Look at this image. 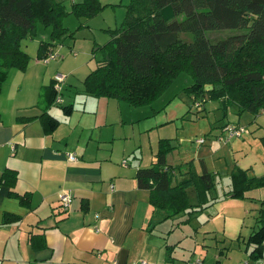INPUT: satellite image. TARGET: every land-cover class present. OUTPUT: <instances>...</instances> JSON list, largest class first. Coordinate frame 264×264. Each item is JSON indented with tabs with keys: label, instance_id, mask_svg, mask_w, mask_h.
<instances>
[{
	"label": "crops",
	"instance_id": "0c3cea01",
	"mask_svg": "<svg viewBox=\"0 0 264 264\" xmlns=\"http://www.w3.org/2000/svg\"><path fill=\"white\" fill-rule=\"evenodd\" d=\"M115 11L96 25L92 23L94 18L87 19L83 25L87 28L80 38L75 36L79 25L75 30L66 25L73 32V38H65L55 49L59 60L43 62L36 57V52L28 53L30 61L26 69L11 68L2 84L0 178L9 169L16 173V181L13 187L0 182V264H137L141 259L151 264H165L172 258L169 236L157 227L164 220L178 216H184L182 222H185L186 214L165 219V211L154 208L149 190L140 188L135 178L139 167H148L156 161L159 139H171L173 143L171 134L158 133L153 140L149 136L151 153L146 161L144 147L138 154L129 140L126 125L127 120L140 115L128 106L116 104L117 99L86 95L82 89H77L81 93L75 97L66 98L62 94L64 100L60 104L47 103L43 97V88L57 74H65L62 90L66 86L74 89L66 83L68 77L92 63L89 60L95 59L97 47L109 39L105 29L121 23L125 11L121 8ZM81 21L84 20L78 24ZM47 38L48 32L42 39ZM47 115L56 119L54 126L47 123ZM236 116L237 121L227 122L225 126L240 125V120H244L241 124L246 127L253 120L244 112ZM161 125L160 122L153 126L151 122L144 130L153 135L157 126L159 130L170 124ZM225 126H222L224 131ZM246 128L241 137L227 138L225 131V136L218 138L223 141L221 151L227 158L229 183L222 197L210 198L208 192L205 204H211L201 211L229 198L224 194L230 190V173L239 166L226 142L245 139L251 132ZM70 152L76 155V160L68 159ZM130 154L132 158L127 157ZM167 154L166 164L173 166L167 161ZM201 162L209 171L204 159ZM193 169L200 173L194 165ZM243 169L248 173L251 170ZM188 175L186 170L180 171L172 183ZM215 184L214 179V188ZM190 188L193 189H186L188 200L195 204L197 198L193 191L190 196ZM10 191L16 195H10ZM60 192L72 196L67 210L60 205ZM19 195L25 196V204L19 202ZM6 213L18 218L4 223ZM211 216L207 214L205 224ZM190 261L186 259L183 264Z\"/></svg>",
	"mask_w": 264,
	"mask_h": 264
},
{
	"label": "trees",
	"instance_id": "16d2710c",
	"mask_svg": "<svg viewBox=\"0 0 264 264\" xmlns=\"http://www.w3.org/2000/svg\"><path fill=\"white\" fill-rule=\"evenodd\" d=\"M103 7L100 0H72L69 8L62 0H0V90L11 68L23 71L28 66L30 56L22 48V40L33 36L39 24L48 32V38L37 44L36 57L43 59L56 52L65 38H73V32L63 24L67 14L85 18L79 28ZM218 29L239 32L210 41L206 31ZM105 31L109 39L97 47L101 56L82 80L84 94L142 106L185 72L192 78L186 90L197 99L215 98L222 111L234 107L238 115L264 112V0H129L121 23ZM53 84L54 79L43 88V97L51 104ZM208 85L212 87L205 89ZM47 117L50 127L57 123ZM261 139L264 144V136ZM171 141L159 139L156 161L139 167L135 178L140 188L149 190L154 208L165 211V219L186 214L184 221L189 222L211 204L205 203L206 194L214 189V174L202 162L200 173L194 171L192 162L183 163L177 166L178 171L187 167L188 177L172 183L174 169L166 164V154L175 148ZM15 181L14 171H3L1 183L13 187ZM230 181L226 197L251 199L247 192L264 187V174L250 175L236 166ZM188 187L194 189L195 204L188 200ZM19 198L25 204V196ZM258 200L253 236L264 230V197ZM17 218L6 213L3 221Z\"/></svg>",
	"mask_w": 264,
	"mask_h": 264
},
{
	"label": "rangeland",
	"instance_id": "374dc122",
	"mask_svg": "<svg viewBox=\"0 0 264 264\" xmlns=\"http://www.w3.org/2000/svg\"><path fill=\"white\" fill-rule=\"evenodd\" d=\"M62 1L69 8L72 0ZM128 1L100 0L104 7L91 17L94 18L92 23L96 25L99 20L107 19V16H111L115 10L120 8L125 11ZM115 12L118 13V11ZM79 20H85V18L67 14L63 18V24L64 26L68 25L70 30H75ZM85 28L87 27L77 28L75 36L80 38V34ZM238 32L237 29H218L206 31L205 34L210 41H214ZM45 35H47V30H44L39 24L33 36H27L22 40V48L27 53H35L38 41ZM94 55L95 59L89 60H92L89 66L83 67L68 77L66 83H70L74 89L66 86L62 90V94L66 98L68 96L75 97L81 93L79 91L83 89L82 79L85 73L95 67L96 59L101 56V53L97 51ZM58 57L57 55L55 59L59 60ZM87 59L86 57L85 60ZM40 60L46 62V60ZM64 75H62L63 81ZM191 83V76L182 72L150 104L135 107L120 100L114 101L121 106H128L132 112L140 115L136 119L131 118L126 122L130 133L129 140L131 144H134L138 154L144 147L147 155L146 161H149L151 153L149 136L153 140L157 135H160L158 133H170L174 138L172 144L175 145V148L168 152L167 161L173 164L174 176L179 173L177 166L186 164L190 160L201 171L200 165L204 159L209 171L215 173L216 184L215 188L210 191L209 197H222L228 186L229 177L225 166L227 158L224 156L223 150L221 151L223 141L218 138L225 136L222 126L227 122L237 121V116L234 107L228 108L225 112L222 111L220 100L208 98V96L204 98V101L201 98L197 99L194 93L186 90V87ZM62 100H64L63 96ZM55 109L58 108L55 107ZM244 115L253 118L252 122L249 121L246 124V127L251 130L250 134L246 135L245 139L234 138L226 142V145L231 151V157L239 167L251 168L249 174L258 176L264 174V144L261 139L264 136V112L258 113L255 118L249 112H244ZM240 121L243 123L244 120ZM151 122L153 126L160 122L161 126L170 125L161 127L159 130H157L159 128L157 126L156 129H153V135L155 134L153 136L148 135L149 130H144L149 127ZM241 123L238 124L242 125ZM199 138H203L205 142L198 143ZM127 157L132 158V154ZM186 168L183 166L182 170H186ZM192 191L194 192L192 188L188 190L190 196ZM247 194L252 198H224L205 211L196 213L190 222H182L184 216L164 220L157 229L164 234L167 233L165 235L169 236V241L172 243V258L165 264H183L186 259H200L204 264H238L239 261L246 260L255 254L261 256L264 261V230L256 236L251 235L260 206L258 199L264 197V187L252 189ZM208 213L212 214V218L205 224L204 220ZM260 244L261 248H259ZM220 251L221 253H219Z\"/></svg>",
	"mask_w": 264,
	"mask_h": 264
},
{
	"label": "built area",
	"instance_id": "2783aa9c",
	"mask_svg": "<svg viewBox=\"0 0 264 264\" xmlns=\"http://www.w3.org/2000/svg\"><path fill=\"white\" fill-rule=\"evenodd\" d=\"M58 54L56 52H50L45 58H43L42 60H52L55 59V57ZM62 82H63V76L61 74H57L55 75L54 78V84H53V88L55 91V99L54 102L57 104L62 103ZM225 131L227 134V138H231V137H241L243 135V133H245L247 131V128L245 126L242 125H237L234 123H230L227 124L225 126ZM198 143H203L204 139L203 138H199L197 140ZM67 157L69 160H76V155L72 152L67 153ZM58 199L60 201V205L62 206V208L64 210L69 209V207L71 206V202H72V196L69 193L66 192H60L58 194ZM137 264H151L150 262H148L147 260L141 259L137 262ZM188 264H204L202 260L200 259H195L192 260L190 262H188ZM238 264H264L263 259L258 258V259H246L243 261H240Z\"/></svg>",
	"mask_w": 264,
	"mask_h": 264
},
{
	"label": "water",
	"instance_id": "95a60500",
	"mask_svg": "<svg viewBox=\"0 0 264 264\" xmlns=\"http://www.w3.org/2000/svg\"><path fill=\"white\" fill-rule=\"evenodd\" d=\"M211 87H212L211 85H208V86L205 87V89H209V88H211Z\"/></svg>",
	"mask_w": 264,
	"mask_h": 264
}]
</instances>
